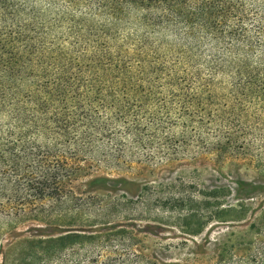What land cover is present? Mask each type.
Listing matches in <instances>:
<instances>
[{
  "label": "trees",
  "instance_id": "1",
  "mask_svg": "<svg viewBox=\"0 0 264 264\" xmlns=\"http://www.w3.org/2000/svg\"><path fill=\"white\" fill-rule=\"evenodd\" d=\"M248 17L239 0H0V223L69 228L4 264H159L125 225L93 231L143 204L76 197L93 165L264 161L240 131L253 117L237 115V99H259L264 120V0H253V36ZM235 250L212 264H264V214L253 250Z\"/></svg>",
  "mask_w": 264,
  "mask_h": 264
},
{
  "label": "rangeland",
  "instance_id": "2",
  "mask_svg": "<svg viewBox=\"0 0 264 264\" xmlns=\"http://www.w3.org/2000/svg\"><path fill=\"white\" fill-rule=\"evenodd\" d=\"M239 1L248 12L245 26L253 36V21L249 20L253 19V0ZM257 100L237 99V115L253 117V126L240 127L247 134L253 132V150L264 147L258 139L264 120L257 118ZM175 132L180 133V128ZM157 162H134L117 168L93 165L88 174L72 183L71 190L81 199L112 202L140 198L143 202L121 215L110 212L102 216L92 225L93 231L102 232L107 223L125 225L134 234V250L159 264H212L219 252L230 246L236 255L246 258L249 248L253 250V225L264 214V161L241 158L213 162L187 157L166 164ZM147 191L154 193L149 196ZM123 215L125 218L117 220ZM68 230L35 219L4 220L0 223V264L10 261L27 242L53 240Z\"/></svg>",
  "mask_w": 264,
  "mask_h": 264
}]
</instances>
